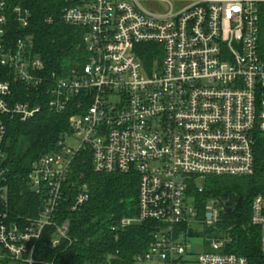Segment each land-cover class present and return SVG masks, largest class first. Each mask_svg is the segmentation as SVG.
<instances>
[{"label":"built area","instance_id":"built-area-1","mask_svg":"<svg viewBox=\"0 0 264 264\" xmlns=\"http://www.w3.org/2000/svg\"><path fill=\"white\" fill-rule=\"evenodd\" d=\"M62 1V22L84 30L88 58L69 77L49 74L33 53L31 12L0 0V70L7 75L0 80V261L38 264L47 228L55 229L53 248L67 238L69 225H57L62 206L72 195L67 207L76 212L90 199L87 185L70 182L73 162L85 155L96 173L139 177L138 215L121 227L158 226L136 264H248L223 253L227 240L211 237L212 252L188 260L194 237L185 239L187 232L218 230L230 207L211 198L200 217L187 192L190 182L201 193L209 177L255 173L256 137L264 134V0ZM147 46L156 52L151 66L142 60ZM44 109L70 114L69 132L28 173L42 200L38 217L15 220L2 168L8 123L29 122ZM251 223L261 228L264 254L262 196L253 201Z\"/></svg>","mask_w":264,"mask_h":264},{"label":"trees","instance_id":"trees-1","mask_svg":"<svg viewBox=\"0 0 264 264\" xmlns=\"http://www.w3.org/2000/svg\"><path fill=\"white\" fill-rule=\"evenodd\" d=\"M12 3L31 12L32 20L26 33L32 38L33 53L44 60L49 74L69 77L73 71L83 68L88 59L83 44L84 30L62 22L64 1L12 0ZM260 19L259 51L264 58V5L260 7ZM15 33H18L17 29ZM153 49L147 46L143 54L142 60L147 66L157 58ZM6 79V72L0 70V80ZM16 92L21 94L18 101H23L26 97L24 89L16 86ZM69 117L70 114L56 115L44 109L29 122L13 119L8 123L2 168L6 172L10 212L15 220L38 217L42 200L32 192L27 176L41 155L57 151L60 136L69 132ZM256 138L254 175L209 177L203 184V192H199L195 182L189 183L187 192L194 199L200 217L211 198L229 199L232 211L222 216L219 226L222 232L210 229L207 235L227 240L223 253L244 257L248 264H264L261 228L251 223L254 199L264 198V134L258 133ZM92 163L85 155L73 162L70 182L77 187L87 185L90 199L76 212L67 207L72 202V195L65 202L57 225H69L67 238L53 248L55 229L47 228L35 255L38 264H136L138 256L149 252L157 223L121 227L122 220L138 215L139 177L134 173H96ZM194 236L190 230L185 239ZM196 236L201 237V234Z\"/></svg>","mask_w":264,"mask_h":264},{"label":"rangeland","instance_id":"rangeland-1","mask_svg":"<svg viewBox=\"0 0 264 264\" xmlns=\"http://www.w3.org/2000/svg\"><path fill=\"white\" fill-rule=\"evenodd\" d=\"M205 180L202 181L201 183L204 184ZM227 199V198H226ZM225 199V200H226ZM228 203H229V199H227ZM191 231L195 234L199 233L201 234L200 238H196L194 236V239H191V241H188V250H189V254L190 256L188 257V260L194 261V259L196 260V258L204 253V252H212V248H211V244L209 241H206L205 237H209L210 235L207 236V230L205 228H203L202 226H195L191 229ZM215 232H222V230L219 228L218 230H216ZM196 238V239H195ZM214 238V237H211ZM2 264V263H0ZM8 264H15V262H8ZM16 264H21V263H16ZM144 264H152V263H144Z\"/></svg>","mask_w":264,"mask_h":264},{"label":"water","instance_id":"water-1","mask_svg":"<svg viewBox=\"0 0 264 264\" xmlns=\"http://www.w3.org/2000/svg\"><path fill=\"white\" fill-rule=\"evenodd\" d=\"M231 208H228L227 210H226V213H231Z\"/></svg>","mask_w":264,"mask_h":264},{"label":"crops","instance_id":"crops-1","mask_svg":"<svg viewBox=\"0 0 264 264\" xmlns=\"http://www.w3.org/2000/svg\"><path fill=\"white\" fill-rule=\"evenodd\" d=\"M0 263H2V264H8V262H2V261H0Z\"/></svg>","mask_w":264,"mask_h":264}]
</instances>
